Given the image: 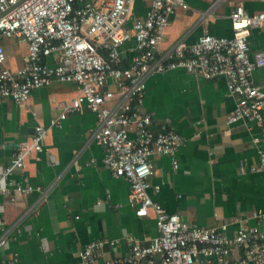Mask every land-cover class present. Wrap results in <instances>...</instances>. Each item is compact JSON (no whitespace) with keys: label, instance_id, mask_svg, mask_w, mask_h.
Wrapping results in <instances>:
<instances>
[{"label":"crops","instance_id":"0c3cea01","mask_svg":"<svg viewBox=\"0 0 264 264\" xmlns=\"http://www.w3.org/2000/svg\"><path fill=\"white\" fill-rule=\"evenodd\" d=\"M186 2L187 9L168 16L160 50L181 35L193 43L204 31L230 38L229 13L235 4L249 13L264 5V0ZM149 5L150 0H135L133 16L144 17ZM127 25L131 26V20ZM3 44L8 67L20 66L25 41L10 37ZM133 46L134 39H130L121 47L125 62L131 59ZM249 46L252 54L264 50V25L250 30ZM252 78L264 89V67L256 68ZM77 92L74 83L54 82L33 89L23 105L0 100V171L11 165L18 149L31 143L38 123L46 130L44 150L26 154L24 167L14 166L6 178L8 192L0 193V225L10 227L18 221L7 247L0 251V264L13 257L15 264H71L89 242L116 240L114 246L103 247L96 260L101 264L127 256L133 240L146 244L157 235L153 211L142 215L129 205L128 181L113 176L103 162L104 147L90 138L96 125L94 113L82 105L69 112L60 126L54 124L61 105ZM234 106L226 77L206 79L183 68L150 75L141 106L153 115L154 126L166 121L183 137L176 152L177 168L168 155L152 156L150 183L160 189L150 187L149 196L186 223L200 227L228 223L230 237L236 230L235 218L245 217L249 226H255L259 221L252 213L264 212V171L260 167L251 170L258 165L257 150L264 149V144L254 141L258 135L255 123H226ZM16 183L40 190L19 193Z\"/></svg>","mask_w":264,"mask_h":264},{"label":"built area","instance_id":"2783aa9c","mask_svg":"<svg viewBox=\"0 0 264 264\" xmlns=\"http://www.w3.org/2000/svg\"><path fill=\"white\" fill-rule=\"evenodd\" d=\"M134 1L0 0V100L6 98L23 105L35 88L71 82L78 92L69 103L61 105L54 124L60 126L69 112L82 105L94 113L96 125L90 138L104 147V164L113 176L128 181L130 206L142 215L153 211L157 228V235L146 244L133 240L127 256L106 259L101 264H261L264 212L252 213L259 221L255 226H249L245 217L235 218L236 230L230 237L226 234L228 223L213 227L186 223L149 196L150 187L160 189L150 183L154 172L152 156L168 155L177 168L176 152L183 137L166 121L154 126L153 115L141 106L147 78L154 73L183 68L206 79L224 76L235 100L226 123H255L258 135L254 141L264 144V89L252 78L256 68L264 67V50L252 54L249 46L250 30L264 25V5L249 13L241 4H235L229 13L230 38L204 31L193 43L181 35L160 50L168 16L187 9L186 0H150L142 18L133 16ZM221 1L228 0L215 3ZM10 37H19L26 43V53L15 69L7 65L3 44V39ZM130 39H134L133 55L125 62L121 47ZM45 134V128L38 123L31 143L18 149L11 165L0 171V193L8 192L6 178L14 166L24 167L26 154L44 150ZM257 152L258 165L251 170L260 167L264 171V149ZM38 189L15 184L19 193ZM43 196L44 191L41 199ZM33 212L37 213V209ZM17 222L10 227L1 223L0 251L7 247ZM16 231H20L19 227ZM116 242L91 241L78 251V260L71 264H98L103 247ZM15 261L13 257L7 264Z\"/></svg>","mask_w":264,"mask_h":264}]
</instances>
